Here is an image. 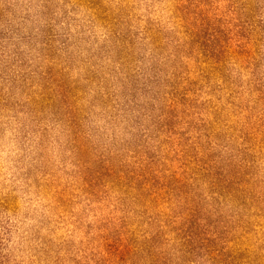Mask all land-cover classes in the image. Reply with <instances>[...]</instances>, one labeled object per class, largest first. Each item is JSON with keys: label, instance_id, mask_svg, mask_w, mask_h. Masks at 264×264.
I'll list each match as a JSON object with an SVG mask.
<instances>
[{"label": "rangeland", "instance_id": "374dc122", "mask_svg": "<svg viewBox=\"0 0 264 264\" xmlns=\"http://www.w3.org/2000/svg\"><path fill=\"white\" fill-rule=\"evenodd\" d=\"M0 264H264V0H0Z\"/></svg>", "mask_w": 264, "mask_h": 264}]
</instances>
